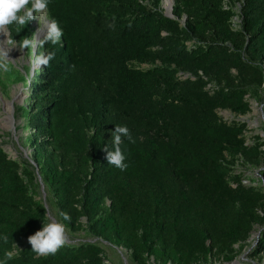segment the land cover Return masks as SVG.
Returning <instances> with one entry per match:
<instances>
[{"label":"trees","instance_id":"1","mask_svg":"<svg viewBox=\"0 0 264 264\" xmlns=\"http://www.w3.org/2000/svg\"><path fill=\"white\" fill-rule=\"evenodd\" d=\"M235 1L174 0L170 18L161 0H51L64 35L40 51L55 58L31 83L12 65L1 74L30 87L18 112L34 130L35 166L0 145V255L18 253L9 264H121L103 263L104 243L128 249L129 264H197L264 222L263 189L229 174L232 157H256L261 144L248 148L246 124L217 112L263 101L264 0L240 1V30ZM9 31L32 35L29 22ZM115 125L132 136L124 171L105 158ZM61 212L72 217L66 245L37 257L27 237Z\"/></svg>","mask_w":264,"mask_h":264},{"label":"rangeland","instance_id":"2","mask_svg":"<svg viewBox=\"0 0 264 264\" xmlns=\"http://www.w3.org/2000/svg\"><path fill=\"white\" fill-rule=\"evenodd\" d=\"M240 1H235L234 6L237 4L241 5ZM160 4L163 13H166L163 8V0H161ZM45 18L50 21L46 11L41 19L36 18L29 21L32 35L36 33L37 28L42 26ZM181 21H184V18ZM37 48L35 49L36 54H38ZM6 49H0V145L11 158L26 157L31 159L34 152V144H31L34 130L27 127L26 121L23 120L18 112L20 106L24 105L28 107L32 102L30 87L24 85L22 82L8 81L1 74H3L8 65H12L25 75L28 83H31V80L37 77V72L40 68L33 70V67L28 61L30 51L26 55L27 49L21 50L18 45L10 49L6 45ZM140 67L146 68L148 65L141 64ZM233 72L235 73V71ZM262 88L263 101L259 103L253 98H249L250 107L244 114H236L226 109H218L217 112L220 118L228 123L243 122L246 124L243 130V136L245 138V145L248 148L253 147L255 143L261 144L258 148L261 154H258L256 157H248V155L243 154H237L232 157L229 174L231 176H238L239 184L245 188H261L264 191V112L262 110L264 106V83L262 84ZM248 96L246 95V98ZM226 156L230 158V155L226 154ZM32 162L34 163L33 160ZM36 178L39 182L40 177L37 176ZM231 184L235 186L236 181H231ZM256 211L264 215V202L262 206H257ZM79 222L81 226H85L84 217L80 218ZM263 233L264 222L254 223L246 239L237 240L228 246V249H231V251L220 252L216 248L206 260L201 259L197 264H264V247L260 245V239ZM82 234L81 231L79 236ZM87 239L85 238V240ZM104 245L106 249L103 252V263L107 261L108 263L120 262L124 264V260H126L127 264H129L127 261L129 257L128 249L116 247L108 243H104ZM226 254L232 255L233 258L231 260L226 259ZM145 262L147 264H158L152 256L147 257ZM167 264L173 263L168 262Z\"/></svg>","mask_w":264,"mask_h":264},{"label":"clouds","instance_id":"3","mask_svg":"<svg viewBox=\"0 0 264 264\" xmlns=\"http://www.w3.org/2000/svg\"><path fill=\"white\" fill-rule=\"evenodd\" d=\"M51 0H0V34L7 37L4 42L10 49L19 46L21 50L27 49L26 55L30 51L28 61L33 70L40 66H48L49 62L55 58V52H41L45 45H56L60 42L64 35L61 24L56 19H51L47 24L46 34L43 38L37 39L35 34L31 36H23L22 39L16 40L9 31V26L15 25L16 32L19 34L24 26L32 19L40 18L47 10ZM115 19V18H113ZM109 27H114L110 24ZM39 48V54L35 53V49ZM7 50V49H6ZM47 53V54H45ZM122 138L132 141L129 128L126 125H115V129L111 132V147L108 144L104 146L106 160L108 165L124 171L128 164L125 163L127 157L125 151L121 149ZM42 219V227L27 237L28 243L31 245V252L37 257L55 256L67 243V224L72 217L67 212H61L62 219H55L47 214ZM9 243V235L0 231V247ZM17 252L5 249L0 255V264H9L17 256Z\"/></svg>","mask_w":264,"mask_h":264},{"label":"bare ground","instance_id":"4","mask_svg":"<svg viewBox=\"0 0 264 264\" xmlns=\"http://www.w3.org/2000/svg\"><path fill=\"white\" fill-rule=\"evenodd\" d=\"M173 3H174L173 0H163V7L167 13L172 12ZM48 23H50V21L46 20V18H45L44 22L42 23V26L41 27L38 26L39 28L36 29V33H35V35L37 36V39H40L46 33ZM6 39H7V37L5 35L0 34V49L1 50L6 49V44L4 43L6 41Z\"/></svg>","mask_w":264,"mask_h":264},{"label":"built area","instance_id":"5","mask_svg":"<svg viewBox=\"0 0 264 264\" xmlns=\"http://www.w3.org/2000/svg\"><path fill=\"white\" fill-rule=\"evenodd\" d=\"M226 1L227 0H224L225 4H224V8H228L227 5H226ZM164 8V7H163ZM233 10L235 11L234 15L232 16L231 18V27L234 29V30H240L241 29V22H242V16H241V5L240 4H237L236 6H233L232 7ZM190 76L189 74H185V78ZM210 86V85H209ZM208 86V87H209ZM107 263V261H106Z\"/></svg>","mask_w":264,"mask_h":264},{"label":"water","instance_id":"6","mask_svg":"<svg viewBox=\"0 0 264 264\" xmlns=\"http://www.w3.org/2000/svg\"><path fill=\"white\" fill-rule=\"evenodd\" d=\"M166 16H168V17H170V18H172L173 16H172V12H170V13H164ZM30 162L35 166V163H33L32 162V160L30 159ZM44 194V193H43ZM124 264H127V262H126V260H124Z\"/></svg>","mask_w":264,"mask_h":264}]
</instances>
